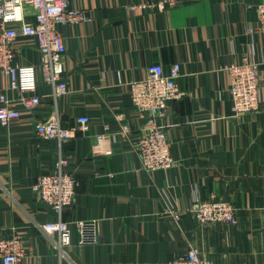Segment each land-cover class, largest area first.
<instances>
[{
	"label": "crops",
	"instance_id": "0c3cea01",
	"mask_svg": "<svg viewBox=\"0 0 264 264\" xmlns=\"http://www.w3.org/2000/svg\"><path fill=\"white\" fill-rule=\"evenodd\" d=\"M147 1L69 0L88 17L58 28L69 93L53 103L49 88L38 84L41 104L26 111L6 91L20 116L0 127V241H24L18 264H167L191 248L211 264H264V35L246 32L256 26L261 0H177L163 9H130ZM13 52V65H37L33 38H17ZM244 57L258 65L261 105L234 115L222 67ZM175 63L181 95L161 120L174 163L147 173L132 151L144 123L127 84L149 65L167 73ZM6 84L0 73V88ZM54 111L65 129L88 116V132L60 146L40 140L34 126ZM105 125L109 139L97 146L94 137ZM59 156L76 187L72 203L57 214L32 187L38 175L53 172ZM210 196L232 203L235 226L196 222L195 200ZM170 211L179 213L178 221ZM58 220L70 225L60 260L42 230ZM77 221L93 225L84 242ZM93 233L96 243H90Z\"/></svg>",
	"mask_w": 264,
	"mask_h": 264
},
{
	"label": "built area",
	"instance_id": "2783aa9c",
	"mask_svg": "<svg viewBox=\"0 0 264 264\" xmlns=\"http://www.w3.org/2000/svg\"><path fill=\"white\" fill-rule=\"evenodd\" d=\"M177 0H161L156 3L148 0L136 8L163 9ZM256 26L248 28L250 35H264V0L256 6ZM31 18L27 22L25 17ZM88 21L83 10L73 9L69 0H0V73L6 77V90L0 88V127H6L20 116V112L8 98L6 91L19 96L17 103L26 111H32L41 104V95L35 93L38 84L48 87L53 103L59 97L69 93L67 81L64 80L63 56L64 40L59 32L60 26L75 25ZM19 37L33 38L38 56L37 65L20 66L11 63L14 52L13 45ZM227 76L225 92L231 102L234 115L256 112L261 105L262 84L258 65L250 58L244 57L239 62H232L222 67ZM180 66L172 64L166 73L158 64L149 65L144 75L127 84L129 101L138 119L144 123L139 135L132 142V151L137 155L141 169L147 173L168 170L173 166L170 155V142L161 120L167 115L169 102L180 97L177 79ZM89 117L80 115L76 124L68 129L62 127L59 113L54 111L44 122L34 126L35 135L42 141H55L58 145L68 141L73 134H86L89 130ZM108 126L94 137L96 145H102L109 139ZM123 134L128 131L123 127ZM66 160L59 156L55 168L50 174L38 175L32 189L36 195L57 214L72 203L76 182L65 172ZM194 218L201 226L225 224L236 225L235 209L225 199L210 196L205 201L195 200L192 206ZM175 221L179 220L177 211H170ZM81 240L84 242L85 228L91 223L74 222ZM86 225V226H85ZM93 226V225H92ZM47 239L57 258L61 259L63 249L70 245V225L58 220L42 226ZM90 243H96V234H91ZM81 241V242H82ZM24 241L18 237L0 241V257L2 264H18L24 255ZM167 264H211L199 256L197 249H189L184 256H179Z\"/></svg>",
	"mask_w": 264,
	"mask_h": 264
}]
</instances>
